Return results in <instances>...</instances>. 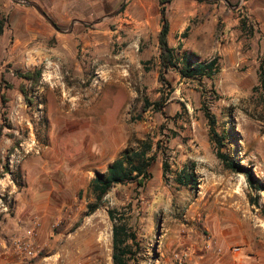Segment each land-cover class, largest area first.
I'll list each match as a JSON object with an SVG mask.
<instances>
[{
	"label": "rangeland",
	"instance_id": "rangeland-1",
	"mask_svg": "<svg viewBox=\"0 0 264 264\" xmlns=\"http://www.w3.org/2000/svg\"><path fill=\"white\" fill-rule=\"evenodd\" d=\"M19 1L39 4L62 32L34 7L0 0V232H13L15 249L16 242H31L37 259L113 264L111 208L134 235L133 264H188L212 234L228 228L264 238V111L256 89L264 0H239L222 11L209 1L169 5L178 29L170 36L177 67L166 75L174 93L162 112L147 113L146 100L161 98L160 0H128L117 16L97 24L124 0ZM244 17L251 34L241 28ZM184 54L194 64L218 57L220 71L213 79L184 77ZM34 70L42 71L36 86L19 76ZM204 104L226 137L224 151L253 171L261 190L218 158ZM152 136L161 140L152 179L144 188L116 186L88 216L96 173ZM188 167L183 176L194 172L197 181L179 185Z\"/></svg>",
	"mask_w": 264,
	"mask_h": 264
},
{
	"label": "trees",
	"instance_id": "trees-1",
	"mask_svg": "<svg viewBox=\"0 0 264 264\" xmlns=\"http://www.w3.org/2000/svg\"><path fill=\"white\" fill-rule=\"evenodd\" d=\"M174 1L175 0L159 1L161 15V30L158 35L161 64V87L159 92L161 94V98L159 101L154 103L146 100V105L144 107L145 113H147L152 107L154 111L162 112L169 97L174 93V89L171 87L170 82L166 78L168 72L177 67L178 61L174 49L170 46L169 35L171 22L167 15L168 6ZM241 28L244 33H253V29L249 25V22L247 23V19L245 17L241 19ZM4 29L5 25L0 13V37L3 35ZM188 31L189 28H187L181 36L179 35V49L183 48L182 38L187 37ZM181 63L183 64L181 73L187 78L196 79L200 77L213 79L220 71L218 57L206 62L194 64L190 57L184 54L181 59ZM19 76L27 79L34 86H36L40 82L42 71L34 70L25 74H19ZM256 89L260 90V97L264 111V60L261 62L259 67V85ZM22 93L27 96V91L24 88L22 89ZM203 109L209 126L210 139L217 150L218 158L227 169L243 174L251 187L255 188L257 191L261 190L255 185L253 171L250 168L241 165L239 162H236L235 159L224 151L226 146V137L217 131L216 116L208 109L206 104H204ZM160 150L161 140H156V137L152 136L146 141H141L137 148L125 150L109 166L107 172L96 173L90 187L91 194L94 197V202H90L88 204L87 215H93L100 207H102L105 202V198L116 186L135 183L138 188H144L152 179L151 169L154 163L158 160ZM189 168L190 167L182 169L178 175L177 183L179 185L189 186L192 182L197 181L194 172L183 176ZM169 169L170 165L168 162H165L163 168L164 177H166ZM5 171L6 173H9V165L5 166ZM2 177L3 174H0V179H2ZM250 200H253V198H250ZM108 213L113 222V264H133L136 260L134 255V246L130 243V241L133 239L134 235L130 233L126 222L121 218L123 214H120L117 208L109 209Z\"/></svg>",
	"mask_w": 264,
	"mask_h": 264
},
{
	"label": "crops",
	"instance_id": "crops-1",
	"mask_svg": "<svg viewBox=\"0 0 264 264\" xmlns=\"http://www.w3.org/2000/svg\"><path fill=\"white\" fill-rule=\"evenodd\" d=\"M197 1L198 0H181L176 7L184 9L187 7V3L196 5ZM204 1L208 0H202L201 2ZM228 1L229 3L222 0H213L209 2L212 3L215 11H222V5L233 8V5L239 0ZM143 2L145 4L147 3L146 0ZM236 23H238V20ZM172 35L176 38L178 29L175 28L171 22L169 35L170 46L172 45V41L170 40V36ZM175 38L173 41H175ZM46 233V229L43 227L40 231L39 242L43 243ZM212 235L213 237L211 238L210 244H204L203 247L200 248L201 257L194 259L189 257L191 260L188 261V264H264V238H262L258 232H248L239 237L228 228L221 233L216 232ZM15 238L16 237H14L11 231L2 230L0 232V264H59L53 256L37 259V256L34 258H27L23 254L18 253L13 245Z\"/></svg>",
	"mask_w": 264,
	"mask_h": 264
},
{
	"label": "water",
	"instance_id": "water-1",
	"mask_svg": "<svg viewBox=\"0 0 264 264\" xmlns=\"http://www.w3.org/2000/svg\"><path fill=\"white\" fill-rule=\"evenodd\" d=\"M14 2L16 3H22V4H25L27 6H32L34 7L37 12L46 20L49 22V24L54 28L56 29L57 31L59 32H62V30L58 27V25L50 18V16L45 12V10L39 5L37 4L36 2H20L19 0H13ZM128 0H124V2L122 3V5L114 12L104 16L103 18H101L100 20L94 22V24H97V23H100V22H103L104 20H107V19H111L115 16H117L121 11L122 9L124 8V6L126 5ZM208 1H213V0H208ZM224 2H227L229 3L228 0H222ZM241 1H247V0H241ZM236 7H239V6H236ZM78 23L80 24H86L85 22H82V21H78Z\"/></svg>",
	"mask_w": 264,
	"mask_h": 264
},
{
	"label": "built area",
	"instance_id": "built-area-1",
	"mask_svg": "<svg viewBox=\"0 0 264 264\" xmlns=\"http://www.w3.org/2000/svg\"><path fill=\"white\" fill-rule=\"evenodd\" d=\"M35 225H36L35 227L37 228L40 227L39 222H37ZM34 229L35 228L29 229L27 231V237L33 236ZM16 250L18 253L23 254L27 258H34L37 256V253H38V250L36 249L34 244L31 242H16Z\"/></svg>",
	"mask_w": 264,
	"mask_h": 264
}]
</instances>
